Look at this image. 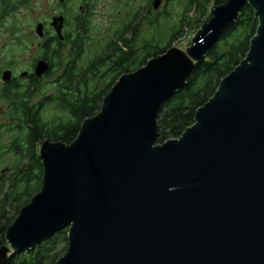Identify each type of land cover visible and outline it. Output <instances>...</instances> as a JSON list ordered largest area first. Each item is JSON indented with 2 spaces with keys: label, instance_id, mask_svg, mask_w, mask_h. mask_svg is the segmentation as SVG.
Returning <instances> with one entry per match:
<instances>
[{
  "label": "water",
  "instance_id": "1",
  "mask_svg": "<svg viewBox=\"0 0 264 264\" xmlns=\"http://www.w3.org/2000/svg\"><path fill=\"white\" fill-rule=\"evenodd\" d=\"M246 5L260 20L248 57L193 127L157 144L164 105ZM64 21L49 24L61 40ZM35 30L45 37V24ZM49 71L40 60L33 75ZM40 157L42 190L9 228L0 264L64 230L56 264H264V0L212 7L186 51L173 47L123 76L71 146L46 140Z\"/></svg>",
  "mask_w": 264,
  "mask_h": 264
},
{
  "label": "trees",
  "instance_id": "2",
  "mask_svg": "<svg viewBox=\"0 0 264 264\" xmlns=\"http://www.w3.org/2000/svg\"><path fill=\"white\" fill-rule=\"evenodd\" d=\"M145 1L149 16L142 13L143 8L134 7L131 0L123 8L127 14L120 15L114 2L104 36L102 29L93 25L92 16L82 21L77 34L67 32L64 40L47 31L39 57L49 63V73L42 79L29 74L26 80H13L0 88V102L4 104L0 110V250L7 246V232L21 210L42 190L45 169L40 148L44 141L71 146L84 123L100 114L105 97L123 76L165 55L187 29H196V34L210 19L209 7L228 2L186 0L179 20L171 22L170 9L152 15L156 0ZM29 2L0 0V25L6 18L13 19L11 29L15 35L16 10L29 6ZM87 6L90 11L91 5ZM194 10L195 19L190 17ZM259 27L255 10L246 5L206 59L195 65L185 86L164 105L158 119L157 144L180 139L195 125L197 111L215 98L222 80L248 57ZM25 38L28 44L31 36ZM14 43L20 52L27 50L20 36ZM10 50L15 56V49ZM68 245V230H64L28 253L12 255L7 264H56Z\"/></svg>",
  "mask_w": 264,
  "mask_h": 264
},
{
  "label": "rangeland",
  "instance_id": "3",
  "mask_svg": "<svg viewBox=\"0 0 264 264\" xmlns=\"http://www.w3.org/2000/svg\"><path fill=\"white\" fill-rule=\"evenodd\" d=\"M130 1V0H127ZM125 0H106L105 3L100 2V5L98 6V14L96 18H94V26H99L102 29L101 35L104 36V31H107L110 19L109 15L112 16V12H110L112 5L114 2L116 3V6L118 7L116 9L117 13L120 15L127 14L126 11H124L125 3H129ZM59 0H30L29 6H23L19 7L16 10L15 18V24L18 27V32L13 35L12 32V26L14 24V20L11 18H7L5 22H3L0 25V67L5 66L7 67V71L13 72L14 76L16 78H20V75L24 72H27L29 74H33L35 69L33 59L39 56L40 54V46L42 44L41 38L35 39L36 35V26L39 23H43L46 25V33L47 31L50 33L51 36H54V31L51 30V28L48 26L51 23V20L53 17H59V13L61 12L62 7L59 4ZM131 3H133L134 7L137 8H143L142 13L149 16V13L146 8V1L145 0H131ZM186 3V0H163V3L161 2V5L156 11L153 10V14H157L161 11L160 14H162L166 8V4H169V9L171 12L172 18L170 19L171 22H176L179 20V17L183 14L184 5ZM73 2L70 3V7L72 6ZM213 5V4H211ZM214 6H210L209 9ZM77 8V7H76ZM164 9V10H163ZM163 10V12H162ZM115 11V10H114ZM107 15V17H106ZM197 16V10H194L191 12L190 17L196 18ZM20 29V34H19ZM48 29V30H47ZM146 29V28H145ZM195 30L193 29H187L185 36L175 42L174 47H177L183 51H186L187 48L190 47L191 41L194 37ZM30 35L31 40L27 44L25 41V36ZM23 38V42L27 44V50L24 52H20L19 49L15 47L14 41L19 38ZM15 49L14 54L15 56L10 55L11 51L10 49ZM17 49V50H16ZM70 49V48H69ZM69 49L64 54V57L67 56ZM13 62V64L10 65L9 62ZM9 63V64H8ZM4 69V70H6ZM5 71V72H7ZM2 73V77L3 74ZM1 75H0V86H2L5 82H3ZM3 107V103L0 102V110ZM4 108V107H3ZM69 236V233H68Z\"/></svg>",
  "mask_w": 264,
  "mask_h": 264
},
{
  "label": "flooded vegetation",
  "instance_id": "4",
  "mask_svg": "<svg viewBox=\"0 0 264 264\" xmlns=\"http://www.w3.org/2000/svg\"><path fill=\"white\" fill-rule=\"evenodd\" d=\"M71 2H73V4L70 7V3ZM100 2L105 3L106 0H65L63 3L59 2V4L62 6V7H60V9L62 8V10H61V12L59 13L58 16L59 17H63L64 20H65L64 21V26H63V31H62L63 37H65V34L67 32H70L71 35L77 34L78 30L81 29V24H82L83 20L90 19L91 16L93 18H96L97 14H98V9H99L98 6L100 5ZM162 3H163V0H162ZM89 4L92 7V12H91V7H90V11H89V8H87V7H89V6H87ZM0 6H1V3H0ZM165 8L169 9V4H166ZM163 10H162V12H163ZM154 11H156V9H154ZM110 12H113V10H110ZM159 13H161V11ZM106 17H107V15H106ZM53 18H57V17L55 16ZM111 18H112V16L109 15V19H111ZM51 30L54 31V36H55L56 35V31L53 28H51ZM40 60H43V58H41L39 56L37 58L35 57L33 59L34 67H35L36 63L38 61H40ZM6 68L7 67H5V66L0 67V75H1V77H2V73L7 71ZM4 69H6V70H4ZM32 72H34V71H32ZM19 79H22V80L25 79L26 80V78H21V77L20 78H16L14 76L13 72H12V79H11L10 82H12L13 80L16 81V80H19ZM6 85H7V82L4 83L2 86H0V88L4 87ZM3 106H4V104H3Z\"/></svg>",
  "mask_w": 264,
  "mask_h": 264
}]
</instances>
